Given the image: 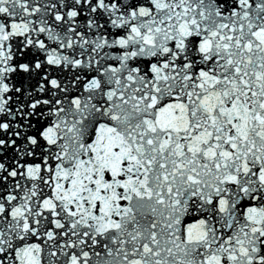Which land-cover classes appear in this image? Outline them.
Returning a JSON list of instances; mask_svg holds the SVG:
<instances>
[{
  "label": "snow or ice",
  "instance_id": "snow-or-ice-1",
  "mask_svg": "<svg viewBox=\"0 0 264 264\" xmlns=\"http://www.w3.org/2000/svg\"><path fill=\"white\" fill-rule=\"evenodd\" d=\"M0 264H264V0H0Z\"/></svg>",
  "mask_w": 264,
  "mask_h": 264
}]
</instances>
